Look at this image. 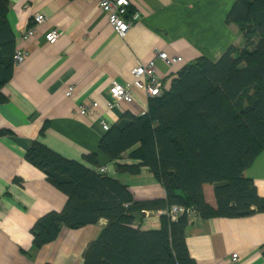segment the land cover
<instances>
[{"label": "crops", "instance_id": "1", "mask_svg": "<svg viewBox=\"0 0 264 264\" xmlns=\"http://www.w3.org/2000/svg\"><path fill=\"white\" fill-rule=\"evenodd\" d=\"M133 1L141 18L121 37L96 0H9L16 49L27 48L30 55L14 66L2 89L9 100L0 106V128L13 134L0 136V264H84L85 249L107 225L102 219L78 229L64 227L56 241L40 249L33 245L35 222L52 210L61 211L68 200L27 161L35 140L91 167L86 155L97 153L95 168L107 167L106 173L127 185L136 200L165 198L162 183L147 168L139 174L117 169L118 162H135L128 153L111 160L100 151L106 134L102 120L112 126L125 112L143 115L149 109L146 91L134 88L135 100L127 103L111 93L112 85L133 82L134 68L156 59L165 88H170L185 65L201 57L218 61L231 47L245 45L239 26L227 21L237 0ZM38 13L48 20L37 27L35 37L23 40L21 32ZM55 27L62 36L50 44L45 36ZM157 51L182 60L169 64L157 58ZM71 85L75 91L67 96ZM94 101L99 106L82 115L80 106ZM244 173L264 197V148ZM137 218L144 230L161 226L160 211ZM185 236L198 264H264V212L212 219L191 214Z\"/></svg>", "mask_w": 264, "mask_h": 264}, {"label": "trees", "instance_id": "2", "mask_svg": "<svg viewBox=\"0 0 264 264\" xmlns=\"http://www.w3.org/2000/svg\"><path fill=\"white\" fill-rule=\"evenodd\" d=\"M9 11V0H0V106L9 100L2 89L15 66L17 36ZM227 21L243 32V48L231 47L218 61L201 57L185 65L170 88L149 99L145 114L123 113L100 141V151L111 160L128 153L135 161L118 162L119 171L150 170L165 198L136 200L127 185L95 168V152L86 155L91 167L34 141L27 161L68 197L61 211L33 225L37 249L56 241L64 227L105 219L107 225L85 249L84 264H198L185 236L191 214L177 220L162 214L161 226L150 230L139 226L138 215L173 205L203 219L264 212V197L244 173L264 148V0H237ZM9 134L13 131L0 128V136Z\"/></svg>", "mask_w": 264, "mask_h": 264}, {"label": "built area", "instance_id": "3", "mask_svg": "<svg viewBox=\"0 0 264 264\" xmlns=\"http://www.w3.org/2000/svg\"><path fill=\"white\" fill-rule=\"evenodd\" d=\"M101 9L109 18V23L114 27L121 37H124L127 32L140 20L141 15L139 10L134 6L133 0H96ZM48 20L45 14L38 13L32 20V24L21 32V38L23 40H30L37 34V27ZM62 36V30L60 28H52L46 33V40L50 44H55ZM30 55V50L27 48H18L14 54L15 65L22 64ZM157 58L166 61L169 64L181 61V57L172 58L166 52L157 51ZM134 81L130 83L114 82L111 87V93L127 103H132L135 100L134 88H139L148 93L150 97L160 96L165 88V83L158 73L156 59L151 61L148 65H139L133 70ZM75 91V85L69 86L67 96H71ZM111 108L114 107L112 102ZM99 106V103L94 101L89 104H82L80 106V113L82 115L90 114L95 108ZM103 128L107 131L110 125L102 120ZM101 172L106 173L107 167L99 169ZM185 213L196 214L195 210L187 208L182 205H173L170 208L160 211V214H167L173 220H177ZM238 253L233 254V260L237 261Z\"/></svg>", "mask_w": 264, "mask_h": 264}, {"label": "water", "instance_id": "4", "mask_svg": "<svg viewBox=\"0 0 264 264\" xmlns=\"http://www.w3.org/2000/svg\"><path fill=\"white\" fill-rule=\"evenodd\" d=\"M144 213H146V212H144Z\"/></svg>", "mask_w": 264, "mask_h": 264}]
</instances>
